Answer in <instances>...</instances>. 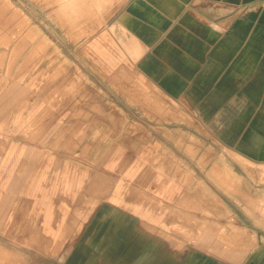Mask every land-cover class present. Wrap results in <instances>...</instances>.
<instances>
[{
  "label": "rangeland",
  "instance_id": "374dc122",
  "mask_svg": "<svg viewBox=\"0 0 264 264\" xmlns=\"http://www.w3.org/2000/svg\"><path fill=\"white\" fill-rule=\"evenodd\" d=\"M131 1L0 0V264H264V163L137 72Z\"/></svg>",
  "mask_w": 264,
  "mask_h": 264
},
{
  "label": "crops",
  "instance_id": "0c3cea01",
  "mask_svg": "<svg viewBox=\"0 0 264 264\" xmlns=\"http://www.w3.org/2000/svg\"><path fill=\"white\" fill-rule=\"evenodd\" d=\"M122 25L142 77L186 101L227 149L264 163V0H132ZM113 204L96 225L128 236L134 224Z\"/></svg>",
  "mask_w": 264,
  "mask_h": 264
}]
</instances>
